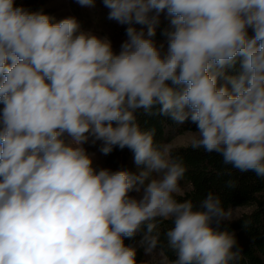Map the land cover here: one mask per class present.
<instances>
[{
  "label": "clouds",
  "instance_id": "1",
  "mask_svg": "<svg viewBox=\"0 0 264 264\" xmlns=\"http://www.w3.org/2000/svg\"><path fill=\"white\" fill-rule=\"evenodd\" d=\"M100 2L128 26L118 53L75 17L0 0V264H137V236L167 259L166 221L169 264H237L217 230L231 209L212 191L178 200L187 167L137 116L195 125L193 150L264 180V0ZM97 142L127 148L137 172L98 170L84 147Z\"/></svg>",
  "mask_w": 264,
  "mask_h": 264
},
{
  "label": "trees",
  "instance_id": "2",
  "mask_svg": "<svg viewBox=\"0 0 264 264\" xmlns=\"http://www.w3.org/2000/svg\"><path fill=\"white\" fill-rule=\"evenodd\" d=\"M15 3L17 6L22 5L31 11H42L47 15V11L40 1L15 0ZM159 19L160 23L156 28V40L164 38L160 33L169 25V20L164 14H161ZM133 26L137 30L142 27L140 25ZM137 118L142 129H155L154 139L158 146H162L173 135L182 134L187 130H196L195 125L190 123L176 125L171 120L159 116L139 113ZM170 152L173 157L182 158L187 167L185 179L181 182V186L187 189L182 195H177L178 200L191 199L198 204L209 191H212L220 196L225 209L252 207L250 212L222 223L217 230L229 231L234 234L237 247L243 257L237 264H264V180L256 177L255 173L251 171L239 173L235 169H231V166L224 165L221 156L215 153H205L203 149L193 150L190 145L172 149ZM129 156H133V154L127 148L124 150L114 149L112 153L105 155V159L115 163L117 159L124 160V158ZM229 171L231 176L227 174ZM229 179L236 182L235 188L227 187ZM245 221H250V223L245 226ZM171 226L170 221L164 222L161 225L160 236L161 242L165 244V254L168 262L175 259L174 253L166 248L164 236V232ZM139 238L137 236L135 239H125L124 243L126 246H134L135 244L137 245ZM136 249L137 264H144L143 249L138 246H136Z\"/></svg>",
  "mask_w": 264,
  "mask_h": 264
},
{
  "label": "rangeland",
  "instance_id": "3",
  "mask_svg": "<svg viewBox=\"0 0 264 264\" xmlns=\"http://www.w3.org/2000/svg\"><path fill=\"white\" fill-rule=\"evenodd\" d=\"M21 1V0H16ZM40 1L43 4L44 9L47 11V15L54 17L56 21H59L66 17H75L84 30H90L95 35L99 37H107L111 43L114 52L118 53L120 50L121 43L127 39L125 34V29L127 25H119L115 21L107 19L108 10L103 7L100 0H97L96 7L93 9H88L80 7L74 2V0H35ZM157 43L164 41V38L156 40ZM192 131V130H191ZM193 136L189 130L184 131L182 134H176L167 139L163 145L170 146V151L175 148L185 147L190 145ZM88 153L93 154V164L99 170L101 168L108 169L110 171L127 170L133 173L137 172V168L133 162V156L124 158V160H116L117 162L111 163L105 159V155L99 152L100 143L97 142L95 146L89 144L84 145ZM109 160V159H108ZM182 187V193L177 195H182L187 189ZM135 195V193L131 194ZM232 211L231 220L237 218L238 216L248 213L252 210L247 207H236L229 208ZM228 210V209H226ZM230 220V221H231ZM135 244L133 247H136ZM144 264L155 263V264H169L164 256H160L158 253H154L151 256H146L143 252Z\"/></svg>",
  "mask_w": 264,
  "mask_h": 264
}]
</instances>
